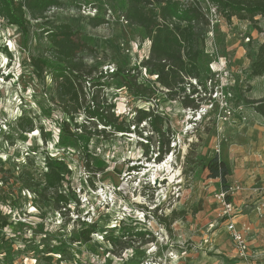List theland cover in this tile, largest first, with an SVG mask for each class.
Wrapping results in <instances>:
<instances>
[{
  "label": "rangeland",
  "instance_id": "rangeland-1",
  "mask_svg": "<svg viewBox=\"0 0 264 264\" xmlns=\"http://www.w3.org/2000/svg\"><path fill=\"white\" fill-rule=\"evenodd\" d=\"M61 1L63 6L47 13L45 20L29 19L26 42L15 27L0 19V264H43L46 251L53 252L51 264L59 261L60 251L66 260L58 264H162L168 263L170 252L177 254L178 264H242L213 198L219 182L207 179L205 165L222 155L235 160V150L242 148L235 135L251 122L243 101L256 95L264 98L259 93L264 76H249L262 34L247 22L233 19L227 25L205 0H199L210 25L200 46V77L194 86L198 95H192L187 85L184 92L171 96L156 90L153 109L164 119L161 141L168 143L162 150L167 152L157 161V139L145 123L138 130L131 125L123 137L104 139L91 138L89 129L76 134L69 126L75 138L61 130L63 116L55 103L53 85L48 77L39 82L28 63L29 56L46 57V21L77 31L94 50L88 61L98 72L104 73L105 66L133 69L149 55L142 30L124 22V0ZM92 17L105 24L94 27ZM256 20L264 31V19ZM218 59L227 61L235 81L236 101L228 123L221 122L218 101L208 95L213 92L207 85L209 65ZM100 82L101 90L85 85L86 100L94 94L100 103L114 105L116 116L131 121L134 114L127 108L134 107V102L119 80L106 77ZM199 109L206 114L196 125H189L191 112ZM19 118L31 119L34 131L20 133L16 129ZM83 119L79 115L76 121L81 124ZM47 161L59 165L64 176L61 192L70 199L66 211H59L41 188L27 191L16 180L25 169L42 182ZM131 167L137 169L128 172ZM90 224L96 229L87 242L81 233ZM252 247L260 253L250 258L251 263L264 264V241L257 240Z\"/></svg>",
  "mask_w": 264,
  "mask_h": 264
},
{
  "label": "trees",
  "instance_id": "trees-1",
  "mask_svg": "<svg viewBox=\"0 0 264 264\" xmlns=\"http://www.w3.org/2000/svg\"><path fill=\"white\" fill-rule=\"evenodd\" d=\"M126 10L124 20L127 24L142 30L146 41L150 43L148 58L142 60L133 69H116L113 74L98 72L95 67L89 65L88 58L94 50L85 44L77 31L67 24H53L46 21L43 35L48 44L46 57L29 56L28 63L34 77L41 83L49 78L55 92V103L63 116L61 130H65L72 138L76 135L69 133L68 127L72 126L78 133H86L89 129L91 138L113 136L130 133V126L135 130L141 123L147 124L151 136H155L156 157L160 161L163 148L168 143H163L164 137L163 117L154 109L147 111L134 109V117L131 121L116 116L113 113L114 105L100 103L96 95L86 100L85 85L96 90H101L104 85L100 82L104 78L118 79L121 88H124L128 96L135 102H151L154 100L156 90H164L171 96L178 92H184V85L192 95H198L193 85L185 79L197 80L200 77L198 67L201 50L204 42L209 20L201 9L199 0H124ZM215 10V14L227 25L235 19L247 22L259 34L263 40L257 49V53L250 64L251 78L264 76V31L257 26L256 18L264 19V0H205ZM63 6L61 0H0V19L7 25L15 27L23 41L26 42L30 33L29 19L45 20L51 9H60ZM94 27L105 24L103 19L90 18ZM142 69L151 77L152 82L142 77ZM94 74L93 77H91ZM91 77V78H90ZM89 79L88 81H85ZM150 84L147 86L145 83ZM244 105L251 108L257 115L264 119V98L259 100L244 99ZM187 105V104H185ZM82 115L84 123L78 124L76 118ZM102 127L97 129V127ZM16 129L23 134L34 131V123L28 118H19L16 121ZM140 135V134H139ZM148 138V137H147ZM151 140V138H148ZM145 144L148 153V141ZM88 158V157H86ZM84 168L90 171L88 160L83 156ZM154 159V161H155ZM59 165H53L50 161L45 164V173L42 174V182L34 180L29 171L23 169L18 172L17 182L27 191L33 188H41L43 194L52 197V202L57 209L67 210L70 199L62 194L61 189L65 185L64 176L58 171ZM136 167H131L128 172H133ZM207 179L218 180L222 190L230 186L229 172L225 164L214 157L205 165ZM89 179V178H87ZM89 181V180H88ZM90 182V181H89ZM93 187V184L90 183ZM163 222H166L163 220ZM164 225V224H163ZM96 229L95 224H90L81 233V238L90 241V235ZM142 235V233H135ZM43 253V252H42ZM52 251L43 253L44 263L51 264ZM59 261L63 252L58 253ZM64 256V255H63ZM70 258V257H69Z\"/></svg>",
  "mask_w": 264,
  "mask_h": 264
},
{
  "label": "crops",
  "instance_id": "crops-1",
  "mask_svg": "<svg viewBox=\"0 0 264 264\" xmlns=\"http://www.w3.org/2000/svg\"><path fill=\"white\" fill-rule=\"evenodd\" d=\"M261 88L260 94L264 93V86ZM258 96L260 95L249 100L263 99ZM244 108L246 114L251 117V122L240 135L233 133L236 134L235 137L238 138V143L242 148L235 150V154H237L235 160H227L224 155L218 159L228 169L229 181L238 183L245 189L233 198V203L238 209L235 224L237 229H240L242 225L250 227L251 231L247 239L249 254L252 258L258 257L260 253L253 249L252 243L257 240L264 241V119L251 108ZM212 181L218 182V180ZM255 189H259L261 192H257ZM261 204H263V209L260 211L258 207Z\"/></svg>",
  "mask_w": 264,
  "mask_h": 264
},
{
  "label": "built area",
  "instance_id": "built-area-1",
  "mask_svg": "<svg viewBox=\"0 0 264 264\" xmlns=\"http://www.w3.org/2000/svg\"><path fill=\"white\" fill-rule=\"evenodd\" d=\"M213 9V8H212ZM56 9H51V11H54ZM212 12L215 14V10L213 9ZM125 22V20H124ZM125 24H127L125 22ZM148 42V41H147ZM148 45L150 47V43L148 42ZM148 57H144L142 60L147 59ZM104 74H113L116 69L112 66H105ZM209 78L207 80V85L212 88L213 92H208L209 96H212V100L218 101V109L220 110V116L219 119L223 123H228L233 115L234 108H233V102L236 101V96L233 93V88L235 81L232 78V71L227 63V61H224L222 59H218L216 61L211 62L209 65ZM142 77L145 79L150 78L147 74L145 69H142ZM154 78L155 76H151V78ZM190 80V79H189ZM190 82L193 84V86H196V80H190ZM190 83V84H191ZM205 95V94H204ZM153 101L151 102H135L134 107L127 108L128 113L133 111L134 109H141L145 110L144 107H141V104L147 105L148 107H151L153 109ZM141 107V108H140ZM243 107L238 106L237 109L241 110ZM150 108H147V110ZM145 110V111H147ZM189 110V109H187ZM206 114L205 111H201L200 109L194 112H191L190 117L188 121H190V124L196 125L201 119L202 116ZM174 148V147H173ZM215 153L218 155L220 153L219 144L215 146ZM257 192H261L259 189H255ZM245 191L244 187L238 183H232L226 190H222L219 188L216 192L213 194V198L217 205L220 207V215L219 218L221 220L225 221L226 224V232L228 233L230 240L233 243L234 249L236 251V255L241 261L242 264H254L250 261V254H249V243L247 236L249 235L251 229L248 225H242L240 229H237L235 224V219L238 214V209L233 203V198ZM258 209L261 211L263 209V204H261ZM177 254L170 252L168 254V263H162V264H178V260L176 259ZM151 264H161V263H151Z\"/></svg>",
  "mask_w": 264,
  "mask_h": 264
},
{
  "label": "bare ground",
  "instance_id": "bare-ground-1",
  "mask_svg": "<svg viewBox=\"0 0 264 264\" xmlns=\"http://www.w3.org/2000/svg\"><path fill=\"white\" fill-rule=\"evenodd\" d=\"M165 166H166V165H165ZM167 169H168V168H167ZM172 179H173V177L170 178V180H172Z\"/></svg>",
  "mask_w": 264,
  "mask_h": 264
}]
</instances>
